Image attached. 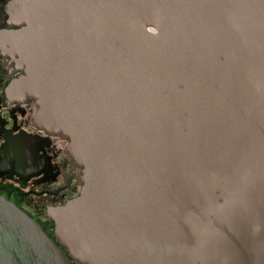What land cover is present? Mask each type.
I'll list each match as a JSON object with an SVG mask.
<instances>
[{
  "label": "water",
  "instance_id": "1",
  "mask_svg": "<svg viewBox=\"0 0 264 264\" xmlns=\"http://www.w3.org/2000/svg\"><path fill=\"white\" fill-rule=\"evenodd\" d=\"M0 55L80 190L50 235L0 195V264H264V0H6Z\"/></svg>",
  "mask_w": 264,
  "mask_h": 264
},
{
  "label": "flooded vegetation",
  "instance_id": "2",
  "mask_svg": "<svg viewBox=\"0 0 264 264\" xmlns=\"http://www.w3.org/2000/svg\"><path fill=\"white\" fill-rule=\"evenodd\" d=\"M1 22L6 24L5 18ZM1 56L0 65L8 64V68L0 69V195L16 203L52 235L48 208L65 203L79 192L80 168L66 149V139L34 122L35 107L30 99L7 97L5 87L19 71ZM72 264L80 263L72 260Z\"/></svg>",
  "mask_w": 264,
  "mask_h": 264
},
{
  "label": "rangeland",
  "instance_id": "3",
  "mask_svg": "<svg viewBox=\"0 0 264 264\" xmlns=\"http://www.w3.org/2000/svg\"><path fill=\"white\" fill-rule=\"evenodd\" d=\"M5 2H6V0H0V28L6 26V24H4L3 22H1V21H2V18H6V14H5V12H4V8H3ZM1 57H4V56H1ZM4 58L8 59V57H4ZM8 61H9V59H8ZM10 63H11V62H10ZM11 64H13V63H11ZM5 66H7V68H8V64H7V65H3V66L0 65V69H4ZM0 72H2V71H0ZM3 72H4V71H3ZM2 78H3V77H2V73H0V79H2ZM32 102H33V101H32ZM33 104H34V103H33ZM34 107H35V106H34Z\"/></svg>",
  "mask_w": 264,
  "mask_h": 264
}]
</instances>
